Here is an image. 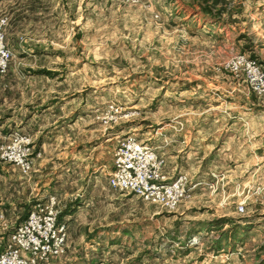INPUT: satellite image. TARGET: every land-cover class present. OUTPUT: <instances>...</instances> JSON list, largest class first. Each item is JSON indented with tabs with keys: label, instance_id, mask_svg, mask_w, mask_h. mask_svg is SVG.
Instances as JSON below:
<instances>
[{
	"label": "rangeland",
	"instance_id": "obj_1",
	"mask_svg": "<svg viewBox=\"0 0 264 264\" xmlns=\"http://www.w3.org/2000/svg\"><path fill=\"white\" fill-rule=\"evenodd\" d=\"M2 19L12 53L2 82L35 83L33 98L78 109L72 119H59L58 108L43 114L39 133L35 126L0 128L31 140L32 171L39 147L54 144L55 130L71 120L88 114L79 127L94 133L82 144L89 158L82 147L65 164L42 155L48 162L41 200H55L66 245L75 250L55 264H264V100L226 68L244 56L264 72V0H0ZM163 127L168 134L207 135L191 175L179 163L165 174L163 165L166 180L185 175L190 187L171 209L113 191L107 182L113 152L128 136L165 162L169 141L156 135ZM222 147L250 164H230L228 173L215 168L212 155ZM32 171L0 163V197L21 208L16 225L1 230L0 251L38 201L39 187L25 182ZM222 174L236 182L217 189ZM79 192L87 210L81 216L76 210L80 219L71 230L58 201Z\"/></svg>",
	"mask_w": 264,
	"mask_h": 264
},
{
	"label": "built area",
	"instance_id": "obj_2",
	"mask_svg": "<svg viewBox=\"0 0 264 264\" xmlns=\"http://www.w3.org/2000/svg\"><path fill=\"white\" fill-rule=\"evenodd\" d=\"M137 4L142 0H118ZM5 20H0V83L6 75L12 56L5 44ZM226 68L243 76L250 89L264 100V72L258 64L244 56L234 57ZM31 140L19 133L3 134L0 130V161L17 167L23 174L32 171ZM112 169L107 182L110 189L125 192L167 208H174L190 191L188 178L179 175L166 180L164 161L152 147L134 136L122 139L113 152ZM243 212V207H238ZM67 226L60 221V210L53 198L38 200L27 217L11 229L0 264H55L66 253Z\"/></svg>",
	"mask_w": 264,
	"mask_h": 264
},
{
	"label": "crops",
	"instance_id": "obj_3",
	"mask_svg": "<svg viewBox=\"0 0 264 264\" xmlns=\"http://www.w3.org/2000/svg\"><path fill=\"white\" fill-rule=\"evenodd\" d=\"M262 52H264V50H261L260 54H262ZM34 86H35V83L33 84L30 82L22 83V85L18 84L16 86L8 82L0 83V128L2 127V128L14 130V128L26 129L29 126H35L37 127L36 133H39L40 131H44V129L41 128V126L39 125V121L41 117L43 118V114L44 115L49 114V112L53 110L54 108L56 110L57 108L60 109L59 111L61 112V114L59 113L60 114L58 116L59 119H62V118L72 119L71 118L72 115L78 112V109L75 107V104L71 102H67V103L65 102L64 105H61L60 107H58L56 101H49V102L44 101L42 97L33 98L34 95L32 94L34 92L32 90H36ZM55 98L56 97H53V99ZM68 106H70V108ZM73 107H74V110H72ZM54 118H57V115H55L53 119ZM84 118L89 119L90 116L86 114L84 115V117H78L75 120H71L70 124L68 123L63 128L55 130L56 135L54 137L56 139H55L54 144L53 143L50 145L42 144V146L39 147L40 152L37 155V159H33L34 166H33V171L31 173V176L25 179L26 183L31 180L32 183L35 184L34 185L35 187L36 186L39 187L38 189L39 194H37L38 199H36V201L43 199L44 198L43 195L45 194V190H43L45 189V183L41 179V176H43L41 175L43 174L41 170L46 169L45 164H47L46 162L48 161L47 159L42 158L43 154L49 153L51 156L55 154L54 156L55 159L61 160L62 163L65 164L66 163L65 161H68V159H71V161H74L73 154H74L75 149L82 147L83 148L82 151L84 153L87 152L88 149L84 148L82 144L91 142L94 138V133H92V131L90 130H85V129H82V127L81 128L79 127V120L84 119ZM55 122L56 120L52 122L53 126ZM51 126L52 125L50 124L48 126L49 128H46V130L49 131L48 133L53 132L52 130H49ZM163 130H165L164 127L162 129H159L156 132V135L159 136V135L164 134L166 139L168 138V141H169L167 149L164 152V154L166 155L164 159L165 160L164 162L165 163L164 164L165 174L172 175L174 173L173 171L176 169V167H178V163H179L185 169V172L191 175V172H193V170H197L199 168V166L197 165L201 164V159L204 158L203 157V158L198 159L196 154H197L198 149L202 148L203 145L205 146V143L207 141V135L202 130H194V131L187 130L184 132L180 131L178 133H173V134L171 133L168 134L164 132ZM89 135H90V139H89ZM83 138H86V139L84 140ZM80 139H82L81 142H80ZM228 149L229 148L226 147V150ZM223 150H224V147L217 149L215 154L212 155V159H214L215 165H217L215 166V168H218V167L220 169L225 168L226 173H228V171H231V170H228V168L230 167V164L237 166V164L239 163L238 161H241L243 164L244 163L250 164L251 162L249 158H246V160L245 159H236V160L233 159L236 157L235 155H233V153H235L233 149L230 150L231 152L226 151V153H223ZM88 152L86 156L89 158V156L91 155ZM79 153L80 151H76L75 157H78V155H80ZM250 153H252V151H250ZM68 156L70 157L68 158ZM37 160H40V163L36 164ZM0 163L5 164L1 161ZM169 164L173 166L171 167V169H169L170 168V166H168ZM109 172L110 170L107 171V174ZM222 177L220 179L219 178L215 179L214 186L217 189L219 186L220 187L227 186L229 182L231 183V185H233L236 182V180H233V179H228L229 182L225 181L226 180L225 178H229V177L223 176V174H222ZM35 180H37L36 183H34ZM89 181H91V179H89ZM84 196H85L84 192L82 193L79 192L76 194H71L69 197L64 198V201L62 200L63 202L58 201L59 205L62 204L61 208L64 210L63 211L64 217H68L66 218V221L70 222L68 224V227H70L71 230H74L75 222H77V220L80 219V218L74 217L77 213L76 210H79L78 211L79 213L77 214V216L83 215V213L86 212L87 210L85 205L88 203V200H86L87 198L84 199L83 198ZM28 199L29 198H27L26 201H28ZM0 200H1L0 201V228H1L0 234L2 233V231L5 230L2 233L4 234L5 232H8L9 229L12 228V226L16 225V221L21 216V212H20L21 208L16 207V205L14 206V203H9L10 200L8 198L6 200L5 199L3 200L0 197ZM4 202L5 204H9L8 211L2 208V206H4ZM79 205H82V207H79ZM9 211H11V214ZM70 219L71 221H69ZM4 224L5 226H2ZM77 226H79V223L77 224ZM0 240H2V238H0ZM74 251H75L74 248L71 249L70 247V242L67 241V245H66L67 259L69 257V254H72V252Z\"/></svg>",
	"mask_w": 264,
	"mask_h": 264
}]
</instances>
